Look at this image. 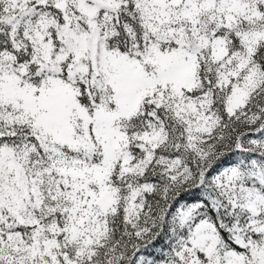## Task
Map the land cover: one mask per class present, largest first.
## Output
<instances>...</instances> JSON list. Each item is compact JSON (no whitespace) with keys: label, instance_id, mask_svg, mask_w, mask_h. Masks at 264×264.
Returning a JSON list of instances; mask_svg holds the SVG:
<instances>
[{"label":"snow or ice","instance_id":"1","mask_svg":"<svg viewBox=\"0 0 264 264\" xmlns=\"http://www.w3.org/2000/svg\"><path fill=\"white\" fill-rule=\"evenodd\" d=\"M0 264H264V0H0Z\"/></svg>","mask_w":264,"mask_h":264}]
</instances>
